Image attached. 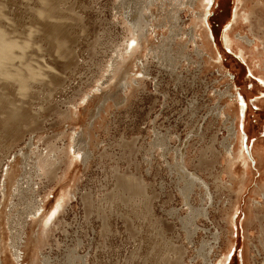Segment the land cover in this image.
Segmentation results:
<instances>
[{"label": "rangeland", "instance_id": "374dc122", "mask_svg": "<svg viewBox=\"0 0 264 264\" xmlns=\"http://www.w3.org/2000/svg\"><path fill=\"white\" fill-rule=\"evenodd\" d=\"M254 1L0 0L1 29L19 43L29 41L25 60L38 71L23 93L0 77L4 264H29L33 257L36 264H242V255L245 264L264 262V167L257 163V153L264 154V39L258 37L261 12ZM135 17H143L148 42L113 70ZM206 29L219 58H207L189 37L198 41L193 33ZM22 61L6 66L19 68ZM221 106L231 109L229 121L219 114ZM231 123L237 139L229 133ZM229 142L232 158L239 152L248 157L237 198L225 183L230 155L222 145ZM68 143L70 163L59 152L56 171L31 168L26 179L36 192L30 198H19L10 187L14 182L2 198L4 168L14 153L22 150V164L32 165L36 155ZM179 153L186 156L184 167ZM19 168L16 178L24 184ZM231 169L240 175L241 161L234 159ZM190 179L187 193L184 180ZM61 193L49 238L15 260V230L24 221L32 239ZM33 199L43 206L39 217L24 213Z\"/></svg>", "mask_w": 264, "mask_h": 264}, {"label": "bare ground", "instance_id": "6f19581e", "mask_svg": "<svg viewBox=\"0 0 264 264\" xmlns=\"http://www.w3.org/2000/svg\"><path fill=\"white\" fill-rule=\"evenodd\" d=\"M200 2H202V5H204L207 0H199ZM206 1V2H205ZM152 3V1H150ZM149 2V3H150ZM175 3L177 4H189V5H192L193 3L197 2V0H174ZM255 5L256 8L258 10H260L261 12V16L260 17H256L255 20H256V23H257V26H258V30L259 32L261 33L262 36H258L260 39H264V0H255ZM150 3V5H151ZM164 4V3H163ZM174 7V6H173ZM177 7V5H176ZM243 7V6H241ZM255 11L253 10V8L248 12L246 13V17L248 18L249 15H252ZM263 12V14H262ZM235 14V19L238 18V14L237 12L234 13ZM170 17V15H169ZM135 19V20H134ZM133 20H129L130 24V36L128 38V40L126 41V44L124 46V53H122L121 55L119 54V60L118 61H115V63L113 64V70H116V69H119L120 67V64H121V61L122 59H125V55H127L128 57H132L133 54L135 52H139L140 50L144 49L145 48V45H144V42H148L146 40V24L145 22H143V17H135ZM146 19V18H145ZM157 21H158V18H157ZM208 21V20H207ZM203 22L205 23L204 19H203ZM148 23V22H147ZM156 23V22H155ZM208 23V22H207ZM198 25V23H197ZM204 30V29H203ZM211 32V31H209ZM208 30L206 29V31H202L201 34H196L195 32L193 33V35L196 37V38H199V40L197 41V39L193 40L192 37L189 35L191 41H193V43L198 47L200 46V49L198 48V51H204L203 52V55L205 54L207 56V58L209 59H212L214 57H218V56H214V49L217 45H215L216 43H212L210 44V39H209V33ZM175 36L176 34L173 33V31L171 32L170 34V38H171V41L176 44V41H175ZM242 38H245L242 37ZM224 40L226 42V45L230 46V40H229V35L227 33H225L224 35ZM245 40L249 41L248 38H245ZM197 42V43H196ZM29 46V41L26 40V42H22V43H19L17 40H13V39H10L6 36V33L4 32L3 29H1L0 27V77H3L5 78L6 80H12V82L14 84L17 85L18 87V90L19 92H22L23 93V90H25L26 87H29L31 85V82L34 81L35 79V76L36 74H38V71L36 69H34L31 65L28 64V62H26L25 60V53H26V48ZM219 48V47H218ZM15 49H18V53L15 52ZM179 49V48H178ZM170 50H173L172 48H169V55H171L170 53ZM222 51V50H221ZM239 51L241 54H243V50L242 48H239ZM180 53V52H178ZM197 53V52H196ZM221 54V53H220ZM223 55V54H221ZM221 57V56H220ZM15 58H19V59H22V66H20L19 68H9L6 66V63L8 61H12L13 59ZM219 58V57H218ZM125 66V65H124ZM124 69V68H123ZM125 71V70H124ZM260 71L262 72V76H264V63H263V66L262 68L260 69ZM22 72H26V73H22ZM122 72V71H121ZM123 73H126V72H123ZM122 73V74H123ZM121 75V74H120ZM125 75V74H124ZM121 78H123L121 76ZM254 83V82H253ZM236 84V83H235ZM252 89V88H251ZM229 89L226 91V93H228ZM252 91V90H251ZM231 93V92H230ZM255 93V92H254ZM248 94V93H247ZM250 94V93H249ZM258 95V94H257ZM249 96V95H248ZM263 96V95H262ZM231 97V96H230ZM248 98V97H247ZM230 99V98H229ZM251 99V98H250ZM260 99V98H258ZM233 100V99H232ZM248 101V100H247ZM246 101V102H247ZM254 101V100H253ZM229 102V101H228ZM235 103V102H234ZM233 103V104H234ZM255 104V102H253ZM11 105L13 106V109H16L17 107L19 108L20 105H17L16 103H11ZM235 105V104H234ZM237 105V104H236ZM235 105V106H236ZM257 105V104H256ZM239 107V106H238ZM240 109V108H239ZM238 109V110H239ZM228 110L230 111L231 109L228 108ZM229 111H227V109L225 110V108L223 106L221 107H218V112L220 115H224V120L225 121H229L228 119L231 118V115L229 114ZM246 111V110H245ZM233 113H234V117L237 116V112H236V108L233 109ZM245 114V113H244ZM233 115V114H232ZM67 117L69 118L70 117V114L67 115ZM240 117V116H239ZM236 119V117H235ZM231 120V119H230ZM236 123V122H235ZM235 124L231 123L229 125V133L232 137H235L237 139V132H236V129H235ZM239 126V125H238ZM258 126V125H257ZM238 130V129H237ZM244 133V132H243ZM243 137V136H242ZM262 145V144H261ZM156 146V145H155ZM223 148H224V151L226 152V154L230 155L228 156V159L226 161V164L223 166L225 172L227 171L228 172V178L229 180L225 181L226 184H228V187L230 189V191H233L234 193V196L237 198L238 197V194L239 192H241L242 190V185H243V181H244V176H245V172H244V169L247 168L248 166V162H247V159L248 157H245V153L243 154L242 152H239L240 154H238V156L233 157L232 158V154H231V150L228 149V147L230 146V142L228 144H225V145H222ZM253 146V145H252ZM264 146V145H263ZM72 145L71 143H68L63 149L59 150V151H55L53 152L54 149H51L50 150V154L51 155H36L35 157V161H33L32 165L29 163V162H26L24 163V165L22 164L23 163V160H24V153L22 150H20L17 154L14 153L13 155V159H11L12 161H10L9 163L7 162L5 168H4V173H3V179H2V186H3V193H2V198L4 199V197L6 196V193H7V183H12L14 182L15 185H10L11 186H15L14 189H15V193L16 195L19 196V198H24V200L26 198H30L36 191L34 189V187L32 188L30 183H29V180L26 179L27 175L29 176L30 174V170L32 167H35L36 171L37 172H40V173H44L45 175L46 174H50L54 171H56L58 169V162H59V156H58V153L59 152H63L64 153V156H66V159L67 161L70 163V158H69V155L74 152L72 151ZM229 150V151H228ZM240 151V150H239ZM185 152V151H184ZM181 153V152H180ZM179 153V154H180ZM258 154V164L260 166L263 165L264 167V154L263 152H260V153H257ZM17 155L20 156L19 159H21L20 163L17 161V159L15 157H17ZM181 157V154L179 155ZM71 157V156H70ZM12 158V157H11ZM184 158L186 159V156H184ZM239 159L241 161V164H242V167H243V174L241 173L240 175L235 173V175H233L232 173V166H233V160L234 159ZM16 159V160H15ZM183 159V157H181L180 159V164L184 167V164H183V161L185 160ZM185 162V161H184ZM188 163V162H187ZM187 163H185V165H187ZM18 164H19V169H21V173L23 174V176H25V181H24V184L23 182L20 184L19 183V179L16 178L17 176V169H18ZM22 164V165H21ZM256 165V164H255ZM181 166V167H182ZM259 166V167H260ZM22 167H23V170H22ZM258 167V166H257ZM180 169V168H179ZM178 169V170H179ZM188 169V168H187ZM234 169V168H233ZM237 169V168H235ZM249 169V168H248ZM186 170V169H185ZM184 170V171H185ZM223 170V172H224ZM241 170V169H240ZM259 170V168H258ZM262 170V169H261ZM189 171V170H188ZM238 171V170H237ZM248 171V170H247ZM246 171V172H247ZM178 172V171H177ZM186 172V171H185ZM184 172V173H185ZM190 172V171H189ZM259 172V171H258ZM240 173V172H239ZM249 173V172H248ZM20 174V173H19ZM18 174V175H19ZM56 174V173H55ZM194 174V173H193ZM184 175V174H183ZM190 175V173H189ZM262 175V174H261ZM20 176V175H19ZM18 176V177H19ZM38 176V175H37ZM260 176V175H259ZM64 177V176H63ZM186 177V175H185ZM196 177V176H195ZM263 177V175H262ZM20 178V177H19ZM249 178V177H248ZM261 178V177H260ZM196 179V178H195ZM189 180V179H188ZM264 180V179H263ZM190 183L189 181H186L184 180L185 184L183 185V188L186 190V192L188 193V191L192 190L191 189V186L193 184V181L190 179ZM8 183V184H9ZM23 184V185H22ZM245 185V184H244ZM259 185V184H258ZM227 186V185H226ZM9 187V186H8ZM193 187V186H192ZM261 187V185H260ZM36 188V187H35ZM226 188V187H225ZM11 189V188H10ZM228 189V190H229ZM260 189V188H259ZM183 190V189H182ZM184 190V191H185ZM262 191V190H261ZM264 191V190H263ZM38 192V191H37ZM10 193V192H9ZM180 193L182 194L181 190H180ZM260 193V191H259ZM37 194V193H36ZM11 195V194H10ZM183 195H184V192H183ZM262 195L264 196V193H262ZM261 195V196H262ZM63 196L64 194L61 193L55 200V203H54V206L51 210L45 212L42 216H41V220H40V224L42 226V229L40 232H37L36 235L32 236L33 238L30 239L29 236H31L30 234L28 235L25 228H24V221H22V223L20 224L19 229L17 228V230H15V236L12 238V249H13V252L12 254L14 255V259L15 260H19L22 258V253H25V250H27V248L31 245L32 248H33V251L35 250L36 246L38 245V243L40 242V238H44V237H47L48 233L52 230L49 229V224L52 223L53 220H55V217H56V213L61 209L62 207V202H63ZM188 196V195H187ZM232 196V194L230 195ZM11 197V196H10ZM34 198V197H33ZM147 198V197H146ZM186 199V197H184ZM239 199V198H238ZM228 200V199H227ZM28 201V200H27ZM187 201V200H186ZM232 201V200H231ZM238 201V200H237ZM18 202V201H17ZM50 202V201H49ZM235 203H230V207H229V210H228V215H227V212L225 213V219H227L226 221L227 222H230L231 219H230V216L232 215V211H233V208H235L236 206V201H234ZM41 203L38 202L36 203V201L33 199L31 201H29L26 206V211L24 212L27 217L28 216H38L39 217V214H40V211H41V207H43ZM136 203V202H135ZM254 203V202H253ZM260 206L263 207V205H261L260 202H258ZM225 205V204H224ZM247 207V206H246ZM257 207V205H256ZM259 207V206H258ZM261 208V207H260ZM245 209V208H244ZM249 209V207H248ZM258 209V208H256ZM255 209V210H256ZM246 210V209H245ZM254 211V210H252ZM22 212V213H23ZM246 211H244L245 213ZM250 212V211H249ZM62 213V212H61ZM252 213V212H251ZM250 213V214H251ZM249 216V214H247ZM251 216V215H250ZM253 216V215H252ZM254 217H257V214L255 212V215ZM253 217V218H254ZM26 220V217L24 218ZM256 219V218H255ZM252 221V220H251ZM28 222V221H27ZM34 222H36L34 220ZM38 222V221H37ZM36 222V224H37ZM253 222V221H252ZM39 223V222H38ZM57 225V224H56ZM12 226V225H11ZM27 226V225H26ZM13 227V226H12ZM38 228V227H37ZM30 230V229H29ZM33 230V229H32ZM50 230V231H49ZM220 231V230H219ZM237 231V230H236ZM33 232V231H32ZM12 233V231H11ZM49 238V237H47ZM215 239L218 240L219 238V235L216 234L214 236ZM237 238V237H236ZM46 239V238H45ZM46 241V240H45ZM218 242V241H217ZM21 247H20V246ZM43 246V244H42ZM21 249V250H20ZM1 252V250H0ZM209 253V252H208ZM1 256V255H0ZM210 256V255H209ZM227 257V254L226 255H222V258H226ZM243 257L244 255H242V264H245L244 263V260H243ZM31 258V256H30ZM206 260H208L207 256L203 255V261L206 262ZM222 260V259H221ZM224 260V259H223ZM245 260H246V256H245ZM37 263V259L36 257H33L30 261L29 264H36ZM0 264H4L2 259L0 258ZM264 264V262L262 263Z\"/></svg>", "mask_w": 264, "mask_h": 264}]
</instances>
